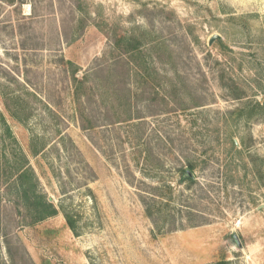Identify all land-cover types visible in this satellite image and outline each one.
Here are the masks:
<instances>
[{
  "label": "rangeland",
  "instance_id": "rangeland-1",
  "mask_svg": "<svg viewBox=\"0 0 264 264\" xmlns=\"http://www.w3.org/2000/svg\"><path fill=\"white\" fill-rule=\"evenodd\" d=\"M0 112V264H264V0H0Z\"/></svg>",
  "mask_w": 264,
  "mask_h": 264
},
{
  "label": "trees",
  "instance_id": "trees-1",
  "mask_svg": "<svg viewBox=\"0 0 264 264\" xmlns=\"http://www.w3.org/2000/svg\"><path fill=\"white\" fill-rule=\"evenodd\" d=\"M122 39H125V37L121 36V40ZM129 45L133 46V44H129ZM135 45L136 46L133 48L138 47V43H136ZM0 123H3V125L6 124L2 112H0ZM6 130L10 135H12L9 126L7 124H6ZM23 157H24L23 158L24 162H22V164H20V166L18 167L17 178L15 181L19 191L22 193V198L25 201L26 207L29 209V212L34 217L33 221H31L30 224H34L37 221H41L48 217L56 215L59 212V210L57 206L53 202L49 201L46 198L45 194H43L39 190L38 188L39 182L38 179L36 178L35 171L32 169L31 166H29L27 157L25 155ZM184 177L190 178V175L186 172ZM147 213L149 216H153L151 208L148 206H147ZM66 216L68 223L71 225L72 229H74L73 220L68 215ZM218 264H226V262L225 260H221L219 261Z\"/></svg>",
  "mask_w": 264,
  "mask_h": 264
},
{
  "label": "water",
  "instance_id": "water-1",
  "mask_svg": "<svg viewBox=\"0 0 264 264\" xmlns=\"http://www.w3.org/2000/svg\"><path fill=\"white\" fill-rule=\"evenodd\" d=\"M221 37L219 35H213L210 39V44H212L215 40H219Z\"/></svg>",
  "mask_w": 264,
  "mask_h": 264
}]
</instances>
